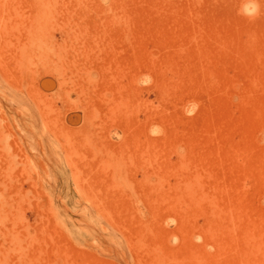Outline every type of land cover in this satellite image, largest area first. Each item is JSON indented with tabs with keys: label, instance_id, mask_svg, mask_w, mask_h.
I'll list each match as a JSON object with an SVG mask.
<instances>
[{
	"label": "rangeland",
	"instance_id": "rangeland-1",
	"mask_svg": "<svg viewBox=\"0 0 264 264\" xmlns=\"http://www.w3.org/2000/svg\"><path fill=\"white\" fill-rule=\"evenodd\" d=\"M0 264H264V0H0Z\"/></svg>",
	"mask_w": 264,
	"mask_h": 264
},
{
	"label": "bare ground",
	"instance_id": "bare-ground-1",
	"mask_svg": "<svg viewBox=\"0 0 264 264\" xmlns=\"http://www.w3.org/2000/svg\"><path fill=\"white\" fill-rule=\"evenodd\" d=\"M13 95H14V94H13ZM12 101H13L14 103H19V102H20V99H19L18 96L16 95V96H13ZM20 103H25V104L27 105V102H25V101H22V102H20ZM74 116L77 117L76 114H74ZM74 116H72L71 119H75Z\"/></svg>",
	"mask_w": 264,
	"mask_h": 264
},
{
	"label": "clouds",
	"instance_id": "clouds-1",
	"mask_svg": "<svg viewBox=\"0 0 264 264\" xmlns=\"http://www.w3.org/2000/svg\"><path fill=\"white\" fill-rule=\"evenodd\" d=\"M256 8H257V12H258L259 11V5L258 4L256 5ZM187 115L191 116V115H194V113L193 112H189V113H187Z\"/></svg>",
	"mask_w": 264,
	"mask_h": 264
}]
</instances>
